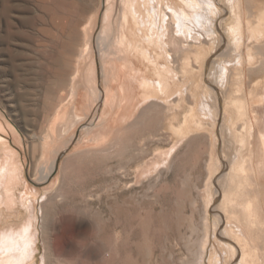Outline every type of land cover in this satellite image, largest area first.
I'll return each mask as SVG.
<instances>
[{"label":"rangeland","instance_id":"1","mask_svg":"<svg viewBox=\"0 0 264 264\" xmlns=\"http://www.w3.org/2000/svg\"><path fill=\"white\" fill-rule=\"evenodd\" d=\"M11 1L0 0V137L8 144L6 148L15 152L12 155L19 164L20 183H16L14 209L9 210L5 204L0 206V231L34 215L37 246L34 264H44L43 261L46 264H189L195 259L197 245L205 238L208 213L210 242L205 263L209 264L216 252L225 262L218 237L221 233L234 239L232 230L241 225L230 218L221 227L222 223L215 217L225 210L222 196L229 183L228 175L239 165V145L247 124L254 129L256 149L261 141L260 132L264 131V106L255 108L246 104V78L239 69L243 52L236 50L228 30L233 17L225 16L227 20L219 28L221 33L214 23L202 27L196 22L188 24L191 32L188 40L201 36L205 51L203 46H194L193 42L197 41L192 40V48L202 56L199 58L195 52L183 54L178 51L182 46L178 40L179 46L173 48L178 57L171 70L172 82L179 83V88L169 96L148 99L131 111L133 114L129 110L130 118L123 122L116 118L110 127H101L100 133L98 120L105 111L106 89L116 82L105 70L100 48L106 0H93L94 6L92 0H85L93 7L85 16L82 30L93 17V27L88 25L92 29L88 28L92 44L80 71L79 97L85 96V88L96 84L99 94L104 92L105 96L102 94L96 106L93 102L87 104L84 97L87 109L83 103L81 109L75 107L79 116L99 111L97 124L90 133L79 130L75 139L73 130L63 127L59 137L52 129L51 103L61 93L67 94L68 88L58 87L55 73L58 66L53 61L57 49L53 46V36H61L60 30L45 20H49L46 7L56 5L59 9L56 15L69 17L77 9L73 4L76 0ZM180 1L185 4L187 0L176 3ZM253 1L264 4V0ZM226 7L231 13L232 8ZM203 9L197 10L192 5L187 11L192 16L198 11L204 13L206 6ZM44 27L51 32L50 36L40 34ZM212 38H215L213 45L209 44ZM109 43L106 51L111 48ZM159 63L165 65V60ZM183 67L187 68L185 77ZM227 68L234 75L231 72L227 75ZM158 74L151 71L147 77L159 82ZM263 77L261 70L248 76L250 80ZM205 79L218 91L205 95ZM216 95L222 100L221 109L217 108ZM121 98L118 97L119 104ZM75 103L67 105V116H71ZM167 106L172 107L168 112ZM229 117L237 120L235 126H228ZM185 119L189 120L187 132H173L171 125L181 128ZM1 147L2 144L0 159L7 156L5 147L2 150ZM224 163L229 165L225 172ZM245 165L254 183L250 196H257V201L262 202L264 162L260 156L256 158L257 174L248 161ZM257 182L260 185H255ZM260 187L262 195H258ZM217 192L221 198H214ZM51 219H55V225ZM246 233L243 232L244 238L250 241ZM236 264H241L240 258Z\"/></svg>","mask_w":264,"mask_h":264},{"label":"bare ground","instance_id":"2","mask_svg":"<svg viewBox=\"0 0 264 264\" xmlns=\"http://www.w3.org/2000/svg\"><path fill=\"white\" fill-rule=\"evenodd\" d=\"M89 1H74L73 4L77 6V9L69 17H67V15L63 18H60L58 16L59 14L56 15V13L59 11L57 5L55 7H46V12L48 14L47 17L49 16V20L45 21H49L54 25V27H57V29L60 30L61 34V36H53V46L57 48L53 57L54 63L58 66V68L55 69V73L58 78L57 84L60 89L68 88L67 94L61 93L60 95L56 96V99H53V103H51V105L53 104L52 106L54 110V121L52 129L54 128L53 131L58 132L57 134L55 132L56 135H59V132L63 127L73 130V138H75L76 133L79 130L85 132L89 131L91 127L97 122V112L99 111H94L93 115L91 113L88 116H79L81 114H79V111L77 110V108L75 109V107L81 109L82 103L85 107L86 101L82 99L84 97L87 98V104L89 102H93V105L95 104V106L99 104V100L103 98L102 94L104 92H101V95L99 94L97 84L85 88V96L83 94L84 97H79L81 94V84L79 82L80 71H82V65L86 60L87 54L91 49L92 44V39L91 37H89L88 30L93 25V17H90L89 21H86L85 30H82L85 16L87 13H90V11L88 12V10L94 6V1L96 2V0H92L93 2H91L93 6H91ZM106 4L107 11L103 20V27L101 28L102 30L100 31L101 37L99 38L101 42H99L100 48L102 49L105 70L107 74L110 75V78L112 77L116 82V85L112 88L110 87L111 89H106V101L104 104L105 111H103L98 120L100 127L98 126L99 128L97 129V132H102L101 127H110V125L113 121H115L116 118L117 120L122 122L127 120L132 116L128 115L129 110L130 112L134 111L135 109L139 108L140 104L146 102L148 99H153V97L158 96H169L174 92L176 88H179V83L172 82L173 75L171 70L172 64L176 60L175 58L178 57H175V50L173 51V48H177L179 46L178 40L182 42L181 49L178 51L182 52L183 54L195 52L192 47H194L196 44L197 47L199 45L203 46V50L205 51L204 40H201V36L198 37L194 34V37H196L193 38L198 43L195 42L191 37V39L194 41V46L191 43L192 40L191 42L190 40H188L191 32L188 31L187 25L191 24L192 22H196L199 26L202 27L203 25H205V23H214L213 26L217 31L219 30L218 32H220L219 28H222V26L224 25L226 19L225 16H229V19L230 17H233L232 22H230L231 24L228 26V30L231 35L230 40H233L236 50H241V52H243L241 62L242 64L241 68L239 67V69L241 74H243V76L246 78V104L247 106L249 105V107L255 108L264 106V79L252 80L251 78L250 80V78H248V76L250 77V74L254 71L261 70L264 72V4L254 3L253 0H187L185 1V4H183V1L176 3V0H106ZM192 5L196 6L197 10L203 9L204 5L206 6V10L204 13H201V11L196 12V10L195 15L193 14L192 16H189L187 10L188 7ZM227 5L232 8L231 13L230 10L226 7ZM58 7L60 8L62 6L58 5ZM217 14L219 15V17H217ZM59 19H61V21ZM65 20H68V23L62 22ZM88 25L91 26L88 27ZM204 28H206V26ZM39 32L44 37H48L51 35V32L48 31V29H46L45 27L40 29ZM178 32H181V36L178 35ZM195 33L198 34L197 31ZM208 38L211 39V37ZM208 38L206 37L207 40ZM215 38H212L211 42H209V39V44L213 45ZM51 39L53 38L51 37ZM110 41L111 48L110 50L106 51V44ZM178 51L176 52V54H178ZM195 53L199 54V58L202 56V54H200V51ZM162 59L165 60V65L159 63ZM90 68H92V66ZM96 71L97 70H95V72ZM151 71H157L159 73V82L153 81L149 77H147V75L151 73ZM230 72L231 74H233L232 71L227 68V75H229ZM182 73L185 77L187 74L186 67H183ZM94 75L97 76V74ZM204 81L205 82L203 83L205 95H208L209 93L212 94V92L214 93L215 91H218L217 87L212 84L210 80L205 79ZM106 87L107 86H105V88ZM50 94H52V92H50ZM120 96L122 98L119 104L118 97ZM72 101H76L74 111L71 113V116L70 114L69 116H67L68 109H66V107L68 104H72ZM216 104L217 108L221 109L222 100L217 95ZM87 107L88 105L85 108L87 109ZM171 108V106H167V112ZM88 109H90V107ZM143 110L145 111L147 109ZM131 113L133 114V112ZM91 115L92 117H90ZM217 116H219V114ZM227 122L228 126L232 127V125H234L237 120H235L233 117H229ZM188 128L189 120L187 119H185L184 126H181V128H173V125H171V129L173 130V132L177 133H185L187 132ZM95 130L93 131L95 132ZM254 133V129L250 126V124H247L245 136L241 139V145H239V165L234 167L233 171L228 175L230 177L228 181L229 183L227 188L224 190V196H222V199H224L223 205L225 206V210L224 212H218L217 216L215 217L220 223H222L221 227L226 223V220L230 218L236 220L238 224L241 225V227H237L232 230L234 239L227 238L221 233L218 237V241L220 242L221 247L224 249V254L222 255H224L226 263L224 262L221 254L219 255L216 252V254H214L210 259L209 264H223V262L224 264H236V261H238L239 258L241 264H264V200L262 202L257 201V196L251 198V193L249 192H252V190L254 192V183L251 182V177L247 170L248 166L245 165V162L248 161L252 166L253 172H255L256 158L260 156L264 162V131L260 132L261 141L257 149L256 145L253 142L255 140ZM1 144L3 145V147H1V150L5 147V151H3L5 152V154H7V156L0 159V206H4L5 204L9 210H13L17 202V200L15 199V191L17 186L16 183L20 179H18L20 169L18 168L19 164H17V161H15L14 159L15 152H12L14 154L13 156L9 148H6V145L8 144H5L4 140L0 137V145ZM9 154H11L13 157L9 156ZM228 167L229 165L225 164V166L223 167V171H227ZM217 174L220 175L221 173L219 174L218 172ZM255 185L258 186L260 185V183L257 182V184ZM261 188L262 187H260V190L258 189V195H262ZM220 196L221 193L217 192L215 193L214 198ZM28 199V197L25 198L24 203ZM33 205L34 202L32 201V206ZM32 206L30 208H32ZM206 214L207 218L205 217V238L201 240L199 245H197L198 250H196L195 259L189 264H206L205 258L208 254L210 242L208 224L209 219L208 213ZM52 217L56 218L54 216ZM47 218L45 217L44 219ZM35 221L36 217L34 215H31L30 218L23 223L8 226L3 230L1 229L0 264L35 263L34 260L36 258L35 253L37 249V246L35 244ZM53 221L52 223H54ZM245 231L247 232L246 234L250 237V241L249 239L244 238L243 232ZM43 262L44 264H46L45 261Z\"/></svg>","mask_w":264,"mask_h":264}]
</instances>
